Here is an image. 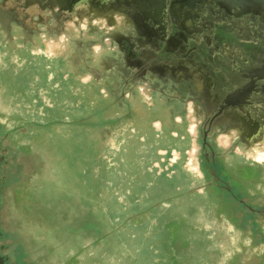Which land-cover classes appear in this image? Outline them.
Here are the masks:
<instances>
[{
    "label": "rangeland",
    "instance_id": "rangeland-1",
    "mask_svg": "<svg viewBox=\"0 0 264 264\" xmlns=\"http://www.w3.org/2000/svg\"><path fill=\"white\" fill-rule=\"evenodd\" d=\"M82 2L0 0V264H264L221 192L241 185L221 153L247 140L215 116L241 95L264 118V0H90L128 27L78 23Z\"/></svg>",
    "mask_w": 264,
    "mask_h": 264
},
{
    "label": "crops",
    "instance_id": "crops-1",
    "mask_svg": "<svg viewBox=\"0 0 264 264\" xmlns=\"http://www.w3.org/2000/svg\"><path fill=\"white\" fill-rule=\"evenodd\" d=\"M220 97L222 98L220 100H224L219 105L218 116L221 115L220 120L230 124L231 121L225 119L226 117L237 114V117L240 118L239 122L235 124L238 126L231 128L228 132L226 137L228 145L233 141L236 142L241 136H244L247 140L246 145L237 148L235 152L237 156L229 157L228 153H221L229 162L231 160L229 166L236 170L240 179L238 183L241 184L237 185V187L225 182H223L225 184H221V192L229 200L228 203L230 204L227 203L229 208L237 209L238 211L236 215H233V222L239 225L237 228L241 237H236V239L233 237V239L252 240L256 235H258V239H261L264 238V161L261 159L264 147L261 146L262 140L260 141L259 134L261 133L263 136L264 133V118L260 117L256 112L255 105L257 103L255 102L249 104L239 101L237 104L223 108V104L228 100V97L222 95ZM236 107L244 108L245 115L243 117L239 114ZM232 131H235V136L232 135ZM219 143L221 146L218 144V148L226 149L228 147L221 139ZM219 158H221L220 155L217 160ZM217 172L216 175H218ZM247 247L253 249L251 244H247Z\"/></svg>",
    "mask_w": 264,
    "mask_h": 264
},
{
    "label": "bare ground",
    "instance_id": "bare-ground-1",
    "mask_svg": "<svg viewBox=\"0 0 264 264\" xmlns=\"http://www.w3.org/2000/svg\"><path fill=\"white\" fill-rule=\"evenodd\" d=\"M101 1V3L102 4H107V3H109L111 0H100ZM127 1V0H126ZM132 1V0H131ZM169 4V2H168V0H157V2L154 4V6H157V7H161V6H167ZM94 5V4H93ZM96 5V4H95ZM113 5H115V4H113ZM98 6H99V4H98ZM189 6H190V3H188V2H186L185 4H181V3H179V2H174V4H173V7H174V9H182V11H184V9H186V8H189ZM105 7V6H104ZM112 7V6H111ZM126 7H128V5H126ZM62 8V7H61ZM98 8V7H97ZM103 8V7H102ZM109 8V7H108ZM58 10V9H57ZM87 11H90L89 12V14L91 15V14H93V13H97L98 15H102V17L101 18H103L104 19V16H106V19L105 20H103V21H108V25H110L111 23H116L119 19V21H121V22H123V25L125 26V25H127L128 23L130 24L131 23V25L133 24L132 23V20H131V18H130V16H129V14L125 11V10H116V9H112V10H107V11H103V12H100V11H98L96 8H94V9H92L91 8V5H90V0H83V2L82 3H79V4H77V5H73L72 7H71V13H77L76 14V21L78 22V23H80V22H82L83 20H84V18L85 17H87L88 16V19H89V15H87L88 14V12ZM116 14L118 15V17H119V19H118V17L116 16ZM87 15V16H86ZM114 15L117 17V19L114 17ZM96 16V15H95ZM100 16H99V18H100ZM91 17V16H90ZM96 17H98V16H96ZM95 17V18H96ZM70 18V17H69ZM91 18H93V17H91ZM99 18H96L97 20L99 19ZM87 19V18H86ZM87 19V20H88ZM93 20V19H92ZM117 20V21H116ZM89 21V20H88ZM87 21V22H88ZM91 21V20H90ZM96 21V20H95ZM85 22V21H84ZM87 22H85L86 24H87ZM98 22V21H97ZM101 22V21H100ZM120 22V23H121ZM124 22L126 23V24H124ZM128 22V23H127ZM93 23H94V21H93ZM96 23V22H95ZM94 23V24H95ZM103 23H105V22H103ZM117 23H119V22H117ZM116 23V24H117ZM93 24V25H94ZM100 24V23H99ZM98 24V25H99ZM105 24H107V23H105ZM105 24L102 26L101 25V28L102 27H104L105 26ZM128 24V25H129ZM69 30H75V31H78V29H77V25L76 24H74L73 22H72V20L69 22ZM88 25V24H87ZM86 25V26H87ZM95 25H97V24H95ZM119 25V26H118ZM118 25H116V26H118L119 27V29H120V31L121 30H123L124 29V26L122 25V23L121 24H118ZM123 26V27H121L120 28V26ZM128 25H127V27H128ZM187 25H189L190 27H192V26H194V24H193V22H191V21H189L188 23H187ZM81 26H84V23H83V25H81ZM107 26V25H106ZM111 26V25H110ZM115 26V27H116ZM130 26V25H129ZM109 27V26H108ZM126 27V26H125ZM106 30H107V28L106 27H104ZM103 28V29H104ZM116 29H117V27H116ZM116 29H113V28H111L110 29V31L109 30H107L109 33H107V34H114V32H117V31H119V30H116ZM64 38V36L62 37V39ZM132 38V37H131ZM62 39L59 41V42H54V41H52L53 43H51V42H49L48 40H45V43H46V45L48 46V50L50 51V52H52V53H56V55H61L62 53H64L65 51H67L68 50V48L65 46V44H64V42L65 41H62ZM66 38H64V40H65ZM105 42L108 44V45H110L111 44V39L110 38H106L105 39ZM66 43V42H65ZM95 49H96V51H98V52H100V50H101V47L100 46H96L95 47ZM11 52V51H10ZM155 75H157V74H155ZM163 77V76H162ZM197 85H196V87L197 88H199V89H202L203 88V86H204V84L202 83V81H200V79H198L197 80ZM144 91H146V92H148V93H150L149 92V90L147 89V88H145L144 89ZM240 97H241V95H238V96H235V97H230V98H228V100L223 104V108H225V107H228V106H230V105H232V103H235V102H238L239 101V99H240ZM236 109H237V111L239 112V114L243 117L244 115H245V110H244V108L243 107H236ZM188 112V111H187ZM204 112H203V109H202V106L200 105V104H193V103H191V105L189 106V121H190V123L192 124V126L190 127L191 128V134L195 137V138H198V136H199V134H200V128H199V126H198V124L200 123V120H201V114H203ZM225 119H229L230 121H231V123H233V124H236V123H238L239 122V120H240V118H238L237 117V114H232V115H230L229 117H226ZM179 120V119H178ZM180 121V120H179ZM241 123V122H240ZM158 125V124H157ZM194 125V126H193ZM159 127H161L160 125H159ZM263 136H264V133H263ZM261 146H263L264 147V140H262V143H261ZM196 151V148L193 150V151H189L188 152V166L190 167V168H194L196 171H199V162H198V159H197V153L195 152ZM175 154L177 155V153L175 152Z\"/></svg>",
    "mask_w": 264,
    "mask_h": 264
},
{
    "label": "flooded vegetation",
    "instance_id": "flooded-vegetation-1",
    "mask_svg": "<svg viewBox=\"0 0 264 264\" xmlns=\"http://www.w3.org/2000/svg\"><path fill=\"white\" fill-rule=\"evenodd\" d=\"M219 108H220V107H218V109H217V111H216V113H215V116H216V117H219V116H218ZM215 116H214V117H215Z\"/></svg>",
    "mask_w": 264,
    "mask_h": 264
},
{
    "label": "water",
    "instance_id": "water-1",
    "mask_svg": "<svg viewBox=\"0 0 264 264\" xmlns=\"http://www.w3.org/2000/svg\"><path fill=\"white\" fill-rule=\"evenodd\" d=\"M238 4H240V6H241V2H238ZM244 4H247V3H244ZM249 5V4H248ZM242 7V6H241Z\"/></svg>",
    "mask_w": 264,
    "mask_h": 264
}]
</instances>
